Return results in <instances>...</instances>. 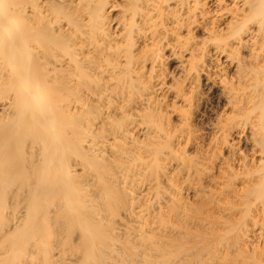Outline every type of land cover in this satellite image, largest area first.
<instances>
[{
  "label": "bare ground",
  "instance_id": "bare-ground-1",
  "mask_svg": "<svg viewBox=\"0 0 264 264\" xmlns=\"http://www.w3.org/2000/svg\"><path fill=\"white\" fill-rule=\"evenodd\" d=\"M53 215L80 264H264V0H0V264Z\"/></svg>",
  "mask_w": 264,
  "mask_h": 264
},
{
  "label": "rangeland",
  "instance_id": "rangeland-1",
  "mask_svg": "<svg viewBox=\"0 0 264 264\" xmlns=\"http://www.w3.org/2000/svg\"><path fill=\"white\" fill-rule=\"evenodd\" d=\"M212 96L213 95H211V96H209V100H208V102L205 104V105H203L204 107H202V109L203 110H206L207 112H208V114L207 115H203L202 116V109H201V116H199V118L196 120V124H197V127L198 128H205V127H208L209 126V124L212 122V118H213V113H215V111H216V109H217V107H218V101H216V99H215V97L214 98H212ZM241 149L242 150H244V151H247L248 149H247V147L245 146V145H242L241 146ZM15 189V188H14ZM12 194V193H11ZM10 197H12V198H10ZM15 200V201H17V199L16 198H14V196L13 195H9V200ZM56 199L58 200V198L56 197ZM54 197L53 198H51V199H48L47 201L48 202H46L49 206H48V208L49 209H51V210H55V209H53L54 208V206H55V204H57L58 203V201L56 200ZM19 200V199H18ZM54 200V201H53ZM19 202V201H18ZM50 202V203H49ZM47 204H45V205H47ZM21 205H23L24 206V203H21L20 204V206L19 207H23V206H21ZM53 207V208H52ZM87 207L88 208H93V206L92 205H87ZM120 209H118V211H119ZM117 210H116V212H118ZM116 212H114L113 211V213L115 214ZM54 213V212H53ZM29 215H31V214H29ZM29 215H28V217H29ZM34 215H31L30 216V219H28V220H31L32 218H34L33 217ZM65 217V216H64ZM63 216H55L54 217V215L52 216V218L50 219V222H51V230L54 232V234H56L57 236H55L54 235V238H52V239H55V241L53 240V241H51V240H49L48 242H47V244L48 245H50V243L51 242H54V243H51V247L50 246H48V249L47 250H49V253L50 254H52V253H57L58 255L57 256H54L53 258L54 259H52L51 260V263L50 264H61V263H59L58 261H62V264H65V262L67 261V263H68V261H70L71 262V264H80V261L82 260V258L83 257H79V255H80V245H78L79 243L78 242H76V241H78V239L76 238V237H78L77 236V234L79 233V229H76V228H74L73 230H70V232H68L67 230H61V229H58V226L60 225V222L62 223L63 222V218H64ZM36 219V218H35ZM60 233H59V232ZM58 233V234H57ZM77 233V234H76ZM73 234V235H72ZM62 236V237H61ZM65 236H67L66 238H65ZM57 238L59 239L58 241H61V242H58L57 241ZM61 238V239H60ZM76 239V241H75V239ZM66 241H65V240ZM64 242H63V241ZM58 243H57V242ZM70 242V243H69ZM75 242V243H74ZM69 243V244H68ZM78 243V244H77ZM56 244V245H55ZM74 244V246L75 245H77V246H75V247H77V248H75L74 246H72ZM59 245V246H58ZM70 245V246H69ZM117 247V246H116ZM115 247V248H116ZM50 248L52 249L51 251H50ZM65 249V250H64ZM74 249H76V250H74ZM117 249V248H116ZM38 250V248L35 250L34 249V251H35V254H36V251ZM40 250V249H39ZM38 250V251H39ZM74 251L76 252V253H74ZM117 251L118 250H116L115 252H113V254H115L114 256H113V254H112V256L113 257H115L116 256V254H117ZM40 252V251H39ZM79 253V254H78ZM34 253H33V255H35ZM234 254H236L235 256H229L230 258H236V259H238V260H242V259H244L245 257H243L242 255H237V253H234ZM39 253H38V255L36 254V257L38 256L39 257ZM52 256H53V254H52ZM81 256H82V254H81ZM183 256V254H179V255H176V256H174V257H172L173 259H175V260H179L180 259V257H182ZM33 257H35V256H33ZM209 258H211V257H206V256H203L202 258H200V263H204V262H208V261H210V259ZM65 259H67L66 261H65ZM35 260H37V262H35V264H38V262H39V260L37 259V258H35L34 259V261ZM56 260V261H55ZM78 260V261H77ZM60 261V262H61ZM65 261V262H64ZM77 263H76V262ZM108 261H110L108 264H113V260H108ZM107 261V262H108ZM70 262L68 263V264H70ZM73 262V263H72ZM66 263V264H67ZM107 264V263H106Z\"/></svg>",
  "mask_w": 264,
  "mask_h": 264
}]
</instances>
